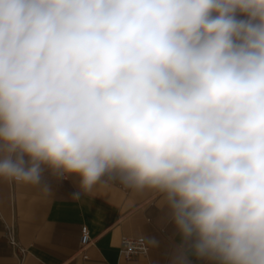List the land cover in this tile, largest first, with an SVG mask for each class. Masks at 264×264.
Returning a JSON list of instances; mask_svg holds the SVG:
<instances>
[{
  "label": "clouds",
  "instance_id": "9594fccd",
  "mask_svg": "<svg viewBox=\"0 0 264 264\" xmlns=\"http://www.w3.org/2000/svg\"><path fill=\"white\" fill-rule=\"evenodd\" d=\"M45 172L159 194L176 264H264V0H0V182Z\"/></svg>",
  "mask_w": 264,
  "mask_h": 264
},
{
  "label": "crops",
  "instance_id": "0c3cea01",
  "mask_svg": "<svg viewBox=\"0 0 264 264\" xmlns=\"http://www.w3.org/2000/svg\"><path fill=\"white\" fill-rule=\"evenodd\" d=\"M43 182L50 186L48 193L38 185L0 182V264H176L181 237L167 209L157 206L156 192L128 186L113 174L77 201L70 198L75 180L61 182L45 172ZM8 224L25 248L21 257L5 240ZM82 224L90 237L83 250ZM123 235L154 239L157 246L127 257L119 253ZM188 260L209 264L191 254Z\"/></svg>",
  "mask_w": 264,
  "mask_h": 264
},
{
  "label": "built area",
  "instance_id": "2783aa9c",
  "mask_svg": "<svg viewBox=\"0 0 264 264\" xmlns=\"http://www.w3.org/2000/svg\"><path fill=\"white\" fill-rule=\"evenodd\" d=\"M4 237L7 243L15 250V254L19 255L20 257L24 254L25 248H23L16 237L15 228L12 224H8L5 226L4 229ZM144 238L142 236L137 237H130L123 235L121 236L120 246H119V253L130 257L132 254L137 252H146L145 248L147 247L146 242H142ZM145 241V240H144ZM90 242V237L88 233V228L85 224L80 226V238L79 244L80 249L83 250L87 244ZM83 257L86 255L83 254Z\"/></svg>",
  "mask_w": 264,
  "mask_h": 264
}]
</instances>
